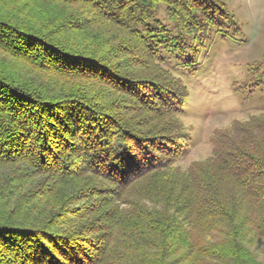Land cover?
Wrapping results in <instances>:
<instances>
[{"label":"trees","instance_id":"1","mask_svg":"<svg viewBox=\"0 0 264 264\" xmlns=\"http://www.w3.org/2000/svg\"><path fill=\"white\" fill-rule=\"evenodd\" d=\"M233 25L222 0H0V264H264V112L176 168L173 73Z\"/></svg>","mask_w":264,"mask_h":264},{"label":"rangeland","instance_id":"2","mask_svg":"<svg viewBox=\"0 0 264 264\" xmlns=\"http://www.w3.org/2000/svg\"><path fill=\"white\" fill-rule=\"evenodd\" d=\"M222 1L234 17L233 28L210 35L194 75L173 73L188 88L179 121L190 141L176 163L183 172L209 160L215 133L264 112V0Z\"/></svg>","mask_w":264,"mask_h":264}]
</instances>
